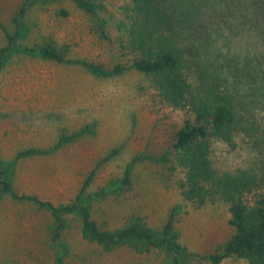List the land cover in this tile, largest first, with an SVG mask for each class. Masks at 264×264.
Listing matches in <instances>:
<instances>
[{"label": "rangeland", "instance_id": "rangeland-1", "mask_svg": "<svg viewBox=\"0 0 264 264\" xmlns=\"http://www.w3.org/2000/svg\"><path fill=\"white\" fill-rule=\"evenodd\" d=\"M96 1L102 8L89 14L73 0H0V23L15 38L0 69V171H6L17 151L46 150L61 133L92 125V134L17 163L11 177L15 191L59 206L74 199L92 171L89 193L121 178L125 166L138 158L132 162L126 188L91 202L93 217L103 229H114L135 214L154 231L172 217L181 246L179 263L205 264L230 238V215L222 204L197 207L185 201L177 188L180 176L170 170L172 163L150 160L171 144L165 135L168 122L156 130V117L138 95L144 77L135 71L97 77L84 67L26 52L47 43L66 59L106 68L118 62L114 21L124 0ZM171 4L178 32L196 66L205 70L206 79L228 88L245 111L234 148L213 141L214 162L222 171L249 168L257 155L251 139L264 132V0H174ZM102 31L109 40L100 37ZM5 45L0 30V50ZM61 218L65 264H172L166 250L138 254L122 244L105 252L81 239L76 212ZM51 223L45 210L2 200L0 264H53ZM223 263L246 264L237 257H226Z\"/></svg>", "mask_w": 264, "mask_h": 264}, {"label": "trees", "instance_id": "trees-1", "mask_svg": "<svg viewBox=\"0 0 264 264\" xmlns=\"http://www.w3.org/2000/svg\"><path fill=\"white\" fill-rule=\"evenodd\" d=\"M173 1L124 0L118 8L119 17L114 21L119 61L110 67L87 60L66 59L55 46L47 43L33 45L26 52L59 64L84 67L97 77H119L129 71L141 74L144 80L138 86V95L156 117V130L168 122L165 135L171 144L160 157L150 160L172 163L170 170L180 176L177 188L185 201L197 207L222 204L230 215V238L208 257L205 264H224L226 257H237L246 264H264V132H257L251 139L257 155L249 168L222 171L216 166L212 155L213 141L234 148L243 128L245 111L240 102L235 103L228 88L213 78L206 79L205 70L196 66L170 11ZM73 2L78 9L89 14L102 8L96 0ZM16 21L13 23L18 29ZM0 30L6 41L0 50L1 69L2 60L15 38L1 23ZM100 37L109 40L103 31ZM92 132L93 126L86 125L76 131L61 133L56 143L46 150L27 148L17 151L6 165V171H0V203L9 198L49 213L52 218L49 235L55 250L53 264H65L61 216L75 212L81 239L100 246L105 252L122 244L130 245L138 254L166 250L171 263L180 264L181 246L172 217L159 231L152 230L145 218L135 214L127 217L120 227L103 229L90 210L91 202L118 193L130 184L132 162L138 158L125 166L121 178L89 193L95 170L92 171L74 199L59 206L35 195L15 191L11 177L17 163L71 144ZM113 154L102 162L108 161Z\"/></svg>", "mask_w": 264, "mask_h": 264}]
</instances>
